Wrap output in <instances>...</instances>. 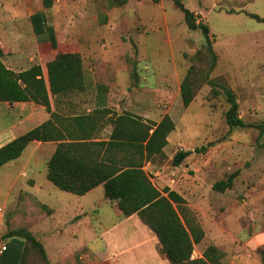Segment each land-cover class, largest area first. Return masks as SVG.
Returning <instances> with one entry per match:
<instances>
[{"label": "rangeland", "instance_id": "obj_1", "mask_svg": "<svg viewBox=\"0 0 264 264\" xmlns=\"http://www.w3.org/2000/svg\"><path fill=\"white\" fill-rule=\"evenodd\" d=\"M182 2L188 9H196L193 11L196 22L202 21L209 27V36L217 54V64L211 76L218 81H225L235 93L239 116L244 122L253 124L263 122L264 23L247 13H256L264 17V0H182ZM12 3H14L12 0H0V16L4 19L8 17L9 5ZM19 3L21 0H15V4ZM122 6L111 5L108 0H53L47 23L56 29L57 44L61 49L78 51L85 56L90 51L98 53L99 56L105 54L108 56L105 59H111L112 64L115 62L117 65H113L119 70H125L129 93L135 90L146 91L148 95L145 96L146 93H143V100L148 104L152 99V103L157 102L158 110L154 115L159 116L156 122L166 115L172 119L174 129L166 136L167 143L163 147V153L149 160V165L145 163L144 171L148 174L158 171L159 176L163 178H169L174 170L186 171L195 182L198 180L205 188L211 186L210 191L213 190L214 181L225 179L235 171L237 175L231 188L223 192L213 190L208 200L215 206V214L221 226L225 228L231 226L232 229H229L240 238L262 229L264 146L256 141L258 129L246 126L229 131L223 114L228 104L220 93L207 97L210 90L208 84L200 87L186 107L181 106L182 101L178 100V96L175 97L171 90L170 73L173 72V66H176L181 81L190 64L185 54H192L205 42L203 34L199 30L187 28L183 13L171 0H143L137 6L136 12L132 7L128 9L130 15L123 13ZM4 28H7V25ZM0 35L6 34L0 32ZM30 35L34 40L32 30ZM88 44L95 49H87L85 46ZM30 55L33 58L31 63H43L49 56L40 57L39 60L40 55L36 53L34 47H31ZM132 70L137 71V79L132 78ZM150 87L154 88V93L157 92V98L149 94ZM130 98L136 99L130 95L126 101ZM167 138H170L169 142ZM191 141L195 144H186ZM203 145L206 149L195 151ZM183 147L191 150V153L176 168L172 165L171 159L175 152L184 149ZM28 177L29 172L27 176L18 174L16 185L11 191L13 195L30 188L51 206L58 204L62 206L59 196H77L58 189L42 174L33 178L34 183L30 187V184H25ZM10 198L11 196H8L6 199ZM3 201V196H0V206H3ZM7 206L9 205L5 206L4 211L7 210ZM115 217V211L109 205L103 204L97 205L94 213L87 214L79 223L77 219L59 227L58 220L53 217L54 221L50 219L52 223L50 226L47 224L46 228L50 227V230L55 232L52 235H55L59 229L70 232L87 230L88 224L87 232L92 233V236L89 241H83L82 245L85 248L83 251H87V248L96 245V236L101 232L103 225ZM48 236H51L49 231ZM2 243L5 244V241L0 242ZM78 261L80 262L77 259ZM62 262L68 264L64 259Z\"/></svg>", "mask_w": 264, "mask_h": 264}, {"label": "trees", "instance_id": "obj_2", "mask_svg": "<svg viewBox=\"0 0 264 264\" xmlns=\"http://www.w3.org/2000/svg\"><path fill=\"white\" fill-rule=\"evenodd\" d=\"M108 1L111 5L122 6L128 0ZM171 1L183 13L187 28L201 31L205 39L192 54H185L190 64L179 81L182 105L188 106L200 87L208 84L210 90L207 97L220 93L228 104L223 113L228 130L255 127L258 129L256 141L264 146V121L254 124L244 122L239 116L235 93L225 81H218L211 76L217 64V54L212 46L208 25L202 21L196 22L195 14L182 0ZM247 14L264 23V17L256 13ZM43 18L39 13L32 15L36 25L34 32H47L52 37L53 33L50 27H46ZM53 43L55 52L45 58L43 63H34L17 72L2 62L0 50V102L10 106L16 102L32 101L50 111L51 97L69 95L84 89L81 53L63 50L57 42ZM131 75L133 79L138 77L134 70ZM98 111L92 109L67 116L52 112L50 118L42 124L0 146V166L18 158L32 140L57 141L46 161L45 176L53 185L75 195H83L102 185L105 200H116L122 214L135 213L154 232L160 250L171 263L189 260L193 244L201 241L204 236L197 213L176 191L168 187L158 190L149 174L143 170L145 162L163 153L166 136L174 129L172 119L166 115L156 122L144 120L129 112L113 113L111 118L105 119V122L111 124L109 137L106 140H94ZM102 111L108 112L105 109ZM201 149H206L205 145L195 151ZM190 153L191 150L176 151L171 159L172 165H180ZM236 175L234 171L225 179L214 181L212 189L223 192L231 188ZM19 195L15 208L4 217L8 230L3 238L18 237L21 239V247L14 255L13 247L6 243L0 264H58L50 261L43 243L30 229L33 223L50 214L53 209L38 202L33 195ZM26 197L35 203L32 210L23 208L22 202ZM203 253L210 263L221 264L224 252L216 246L208 245ZM259 254L264 264V248L259 249ZM75 264L82 262L76 260Z\"/></svg>", "mask_w": 264, "mask_h": 264}, {"label": "crops", "instance_id": "obj_3", "mask_svg": "<svg viewBox=\"0 0 264 264\" xmlns=\"http://www.w3.org/2000/svg\"><path fill=\"white\" fill-rule=\"evenodd\" d=\"M12 1L14 3L9 5L8 17L4 19L3 16H0V32L6 34L4 36L0 35V50L2 62L8 68L17 72L34 64V62L31 63L33 60L30 55L31 47H34L36 53L40 55L39 60H41L40 57L53 54V42L58 41V36L54 26L47 23L49 10L53 7V0H21L19 4H15V0ZM142 1L128 0L121 9L125 15H130L128 9L132 7L136 12L137 6ZM191 11H196V9L193 8ZM36 13L44 17V24L46 27H50L53 33V40L47 32H34V26L36 25H34L32 15ZM5 25H7V28H4ZM31 30L34 40L31 39ZM85 47L90 50L95 49L91 44ZM81 55L83 56L85 77L84 89L72 92L69 95L51 97L50 111L32 101L16 102L10 106L0 102V146L42 124L50 118L52 112L67 116L98 109V116L95 118L94 140H106L109 137L111 124L105 122V119L111 118L113 113L129 112L134 116L142 117L144 120L156 121L159 116V114L154 115L158 110L157 102L152 103V99L151 103L148 104L146 100H143V93H146L145 96L148 95L146 91L142 92L141 90L138 92L134 89L135 92L129 93L126 80L128 76L125 70H119L115 66L117 65L115 62H113L115 64L113 65L111 59H105L108 57L105 54L99 56L98 53L90 51L86 56ZM170 76L172 79L171 90L174 96H178V100L181 101L179 75L175 65ZM150 88L149 94L157 98V92L154 93V88ZM130 95L135 96L136 99L132 100L130 98L129 101H126V98ZM102 109L108 112L105 113ZM169 139L167 138L168 142ZM56 143L57 141L32 140L18 158L0 166V196L4 198L3 206H0V242L5 241V244L8 243V246L13 247L14 255L21 247V239L18 237L3 238L8 230L4 217L15 208L19 200V194L24 192L33 195L38 202H42L53 209L49 215L43 216L30 226L31 231L43 243L52 263L60 262V264H63L62 260L64 259L68 264H75L76 260L79 259L82 264H212L205 258L203 252L208 245H213L224 252L220 259L221 264H263L259 249L264 248V227L240 238L237 233L230 230L232 229L231 226H229L230 229L221 226V222L218 221L215 214V206L208 200V196L213 191H210L211 186L205 188L198 180L195 182L191 179V174L186 171L174 170L169 178L159 176L158 171L149 172L150 180L158 190L161 191L164 187H168L186 200L188 206L197 213L204 231L202 240L193 244L189 260L182 263H171L168 260L160 250L157 236L135 213L124 215L118 209L116 200H105L102 185L94 187L83 195L59 196L62 200V206L59 204L56 206L61 207L49 205L46 201L40 199L37 193H33L30 188H25L23 192L18 191V195H13L11 191L16 185L18 174L27 176L29 172L25 184H30V187L34 183L33 178L38 174L46 177V161L54 151ZM186 144H195V142L191 141ZM183 148V150H188L185 147ZM145 163L149 165L150 161ZM8 196H11L10 200L8 199L9 201L6 199ZM26 198L22 202L23 208L32 210L35 203L30 202L28 197ZM67 200L69 201L67 202ZM7 204L9 206L4 211ZM103 204L109 205L115 211L116 217L103 225L101 232L96 236V245L90 249L87 248V251H83L85 248L82 245L84 244L83 241H89L92 236V233L87 232L89 229L88 224L87 230L70 232V230L59 229L55 235H52L55 232L50 230V227L46 228L47 224L50 226L52 223L50 219H53V217L58 220L59 227L75 222L77 219V223H79L87 217V214L94 213L97 205ZM60 208L63 210L60 211ZM78 215L82 217H78ZM84 223L88 222L84 221ZM48 231L53 236L52 238L48 236ZM5 244L2 243L0 246ZM1 254L2 251L0 257Z\"/></svg>", "mask_w": 264, "mask_h": 264}, {"label": "built area", "instance_id": "obj_4", "mask_svg": "<svg viewBox=\"0 0 264 264\" xmlns=\"http://www.w3.org/2000/svg\"><path fill=\"white\" fill-rule=\"evenodd\" d=\"M4 248H5V246H4V245H1V246H0V252H1Z\"/></svg>", "mask_w": 264, "mask_h": 264}]
</instances>
